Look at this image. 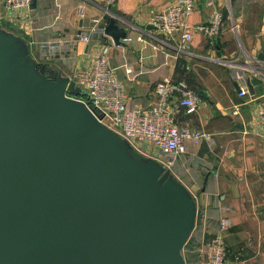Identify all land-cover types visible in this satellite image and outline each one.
Here are the masks:
<instances>
[{"label":"water","instance_id":"95a60500","mask_svg":"<svg viewBox=\"0 0 264 264\" xmlns=\"http://www.w3.org/2000/svg\"><path fill=\"white\" fill-rule=\"evenodd\" d=\"M104 32L128 35L114 16ZM26 54L0 30V264H186L187 189Z\"/></svg>","mask_w":264,"mask_h":264},{"label":"crops","instance_id":"0c3cea01","mask_svg":"<svg viewBox=\"0 0 264 264\" xmlns=\"http://www.w3.org/2000/svg\"><path fill=\"white\" fill-rule=\"evenodd\" d=\"M34 1V7L9 11L0 0V30L21 39L26 57L48 77L72 81L71 93H82L72 77L91 65L104 44L130 107L149 106L155 83L166 76L185 81L198 93L199 109L189 113L181 107L175 116L180 126L207 135L189 141L188 150L172 158L171 165L160 162L195 204L187 257L183 254L186 264H204L196 252L222 218L230 222L223 232L226 264L264 262V138L258 117V107L264 103V0H197L188 19L191 26L206 22L216 9L226 23L214 43L195 30L189 51L176 49L178 35L168 38L151 26L152 16L173 0H116L109 9L112 15L106 0ZM111 16L128 32L122 44L91 32L97 17L107 24ZM82 32L90 34L88 42L79 38ZM238 42L244 44V55L236 52ZM219 57L237 65L250 60L260 72L251 78L254 94L240 96L233 67L220 64ZM145 146L159 157L152 145Z\"/></svg>","mask_w":264,"mask_h":264},{"label":"built area","instance_id":"2783aa9c","mask_svg":"<svg viewBox=\"0 0 264 264\" xmlns=\"http://www.w3.org/2000/svg\"><path fill=\"white\" fill-rule=\"evenodd\" d=\"M206 1L212 3L214 0ZM32 2L33 0H5V7L9 11H18L31 7ZM113 2L114 0H106L108 4ZM196 3L197 0H173L168 7L151 18V26L157 34L168 38L178 35L176 49L179 51L190 50L195 30L201 31L208 41L214 43L225 29V17L219 9L214 10L206 22L191 26L188 19L194 13ZM80 12L83 13L82 6ZM105 26L106 21L97 17L91 32L104 37ZM79 38L88 42L91 37L89 33L82 32ZM108 53L109 46L104 44L89 67L74 73L72 79L82 89V93L74 92L72 96L83 100L99 121L127 140L133 150L169 166L173 163L172 158L188 150L189 141H198L207 135L204 131L192 130L177 123L175 115L178 108L183 107L192 113L201 105L200 96L185 81L163 77L153 87L154 101L149 106L130 107L125 85L117 77L115 68L110 65ZM229 61L233 67V78L240 87L239 94L245 97L250 92L249 80L260 75V72L250 60L242 65ZM79 95H84L85 98ZM258 117L264 138V103L258 107ZM146 144L152 145L159 157L151 155ZM229 226V219L222 218L219 221L218 229L205 242L204 251H200L201 260L205 261L203 263L226 264L227 245L223 232Z\"/></svg>","mask_w":264,"mask_h":264},{"label":"rangeland","instance_id":"374dc122","mask_svg":"<svg viewBox=\"0 0 264 264\" xmlns=\"http://www.w3.org/2000/svg\"><path fill=\"white\" fill-rule=\"evenodd\" d=\"M115 1L116 0H114V2L113 3H111V4H108V3H106V5H107V10H109L110 8H111V6L112 5H114L115 4ZM109 14H110V12H108ZM244 44L242 43V42H238V45L236 46L237 48V50H236V52H237V54H243L244 55V46H243ZM235 52V53H236ZM236 55V54H235ZM243 55H242V59L244 60V58H243ZM241 59V60H242ZM218 60H219V63L221 64L222 63V65H228V66H231V64L229 63L230 61H229V59L228 58H218ZM136 155H138V157L139 158H142V157H145L146 158V156H143V155H139V153L137 154V153H135ZM158 161V160H157ZM167 169V168H166ZM173 176V175H172ZM225 239V238H224ZM188 241H189V239H188ZM188 241H187V243H186V245L183 247V249H182V253L186 256V254H187V246L189 245L188 244ZM226 242V241H225ZM188 244V245H187ZM204 246H205V242H203V244L201 245V247L197 250V252L196 253H200V251H204ZM187 257V256H186ZM200 259H201V257H200ZM201 261H204L203 259L201 260ZM258 260H256L253 264H264V262H257ZM205 262V261H204ZM205 264V263H204ZM238 264H243V263H238Z\"/></svg>","mask_w":264,"mask_h":264},{"label":"trees","instance_id":"16d2710c","mask_svg":"<svg viewBox=\"0 0 264 264\" xmlns=\"http://www.w3.org/2000/svg\"><path fill=\"white\" fill-rule=\"evenodd\" d=\"M79 96H82L83 98H85V96L84 95H79ZM133 150V149H132ZM135 153H137L135 150H133ZM138 154V153H137ZM140 155V154H139Z\"/></svg>","mask_w":264,"mask_h":264}]
</instances>
